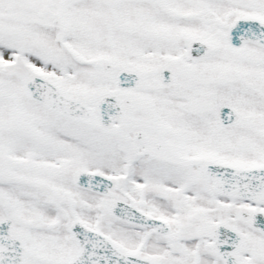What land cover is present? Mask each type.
Here are the masks:
<instances>
[{"label": "snow or ice", "instance_id": "obj_1", "mask_svg": "<svg viewBox=\"0 0 264 264\" xmlns=\"http://www.w3.org/2000/svg\"><path fill=\"white\" fill-rule=\"evenodd\" d=\"M0 264H264V0H0Z\"/></svg>", "mask_w": 264, "mask_h": 264}]
</instances>
